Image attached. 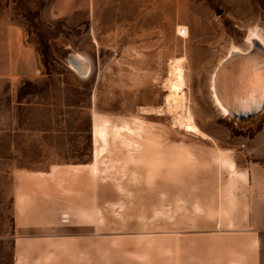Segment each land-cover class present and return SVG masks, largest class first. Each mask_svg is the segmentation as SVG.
<instances>
[{
	"label": "rangeland",
	"instance_id": "374dc122",
	"mask_svg": "<svg viewBox=\"0 0 264 264\" xmlns=\"http://www.w3.org/2000/svg\"><path fill=\"white\" fill-rule=\"evenodd\" d=\"M52 3L0 0V20L38 59L35 75L0 78V264L13 259L14 174L94 163L100 115L132 126L105 131L95 173L118 264H158L163 231L228 232L230 253L254 234L264 264V111L241 123L223 116L211 84L251 34L264 43V0H93L62 17ZM65 48L86 59V75L61 59ZM174 64L177 111L166 102ZM188 114L198 133L186 129Z\"/></svg>",
	"mask_w": 264,
	"mask_h": 264
},
{
	"label": "crops",
	"instance_id": "0c3cea01",
	"mask_svg": "<svg viewBox=\"0 0 264 264\" xmlns=\"http://www.w3.org/2000/svg\"><path fill=\"white\" fill-rule=\"evenodd\" d=\"M52 1L56 16L62 17L77 10V4L93 0ZM37 65V55L24 45L18 27H9L0 20V78L33 76L38 72ZM98 117L102 130L98 141L93 139L94 163L57 164L48 171L14 174L12 264H118L116 227L99 223L95 173L96 164L101 163L100 144L105 131L131 130L132 126L126 121L115 125L106 117ZM252 179L251 174V182ZM228 235V232L158 233V264H260L257 236L252 234L248 242L239 243L230 253ZM213 237L220 242L215 248Z\"/></svg>",
	"mask_w": 264,
	"mask_h": 264
},
{
	"label": "bare ground",
	"instance_id": "6f19581e",
	"mask_svg": "<svg viewBox=\"0 0 264 264\" xmlns=\"http://www.w3.org/2000/svg\"><path fill=\"white\" fill-rule=\"evenodd\" d=\"M254 35L251 34L250 37L247 38L250 44V48L247 51L244 52L240 49L233 48L214 72L211 83L213 100L223 116L230 117L231 111L239 114L243 108L246 110H258L260 104L264 102V60L255 65L253 63L250 66H243L240 64L238 66L227 61L232 54H244L251 50H253V52H256V50L264 52V43L257 34L254 33ZM63 50L66 51V63L72 70L80 76H84L89 72L88 62L83 56H78L67 48ZM171 67L173 68L170 71V76L167 81L170 94L166 102H169V110L177 111L184 105L182 104V69L176 64ZM100 118L96 116L94 119V137L96 141H98V136L102 130ZM185 120L186 121L183 122L187 130L195 133L199 132L189 114L186 116ZM128 126L129 125L126 124V127Z\"/></svg>",
	"mask_w": 264,
	"mask_h": 264
},
{
	"label": "water",
	"instance_id": "95a60500",
	"mask_svg": "<svg viewBox=\"0 0 264 264\" xmlns=\"http://www.w3.org/2000/svg\"><path fill=\"white\" fill-rule=\"evenodd\" d=\"M258 49V48H257ZM65 50H63V52H61V59L64 62H67V57L65 55ZM262 60H264V52H259V50H256V52H253V50H251L248 53H244V54H232L231 57L228 58L227 61H230L232 63H234L235 65H243V66H250L251 64L254 63H260L262 62ZM226 61V62H227ZM264 111V102L262 104H260V106L258 107V110H246L245 108L241 109V111L238 113L231 111V116L229 118L234 119L235 121H238L239 123L241 122H249L250 120L256 118L261 112Z\"/></svg>",
	"mask_w": 264,
	"mask_h": 264
},
{
	"label": "built area",
	"instance_id": "2783aa9c",
	"mask_svg": "<svg viewBox=\"0 0 264 264\" xmlns=\"http://www.w3.org/2000/svg\"><path fill=\"white\" fill-rule=\"evenodd\" d=\"M178 34L180 35V36H184L187 32H186V29H184V28H180L178 31Z\"/></svg>",
	"mask_w": 264,
	"mask_h": 264
}]
</instances>
